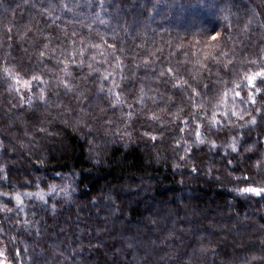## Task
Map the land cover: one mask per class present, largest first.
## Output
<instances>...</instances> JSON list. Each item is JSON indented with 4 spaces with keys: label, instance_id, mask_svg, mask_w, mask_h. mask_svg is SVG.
<instances>
[{
    "label": "trees",
    "instance_id": "trees-1",
    "mask_svg": "<svg viewBox=\"0 0 264 264\" xmlns=\"http://www.w3.org/2000/svg\"><path fill=\"white\" fill-rule=\"evenodd\" d=\"M50 2L0 0V62L9 52L8 59L18 60L23 55L22 48H29L32 53L30 41L40 37L39 29L54 36L59 34L49 27L54 17L42 14ZM78 3L75 17L57 9L55 15L60 19L55 23L63 27L74 18L88 23L98 14L106 23L97 20L93 25L95 30L108 33L106 39L111 42L115 29L128 49L129 58L133 52L143 56L146 50L163 48V52L157 53L158 64L169 59L173 63L183 60V52H177L174 47L181 40L183 51L199 54L212 28L225 31L222 19L225 14L230 15L234 26L227 30L232 40L224 51L233 49L239 61L255 58L254 54L264 47V33L258 23L253 24L250 32L235 27L237 22L242 25L254 11L260 14L256 16L259 21L264 15V0H104L103 8L99 0L91 3L78 0ZM146 3L156 6L149 15L144 13ZM73 26L81 34H87V29L80 25H69ZM7 28H12V39H8ZM28 29L31 34L21 40ZM142 40L147 41L146 49L136 48ZM195 40L201 44L195 45ZM168 41L173 47H169ZM172 52L177 55L170 57ZM209 67L216 72L211 62ZM203 75L206 82L216 79L206 71ZM61 93L60 99L74 111L65 112L63 107L40 108L35 117L29 114L27 103L23 108L9 111L17 100L0 95V139L8 148L7 153H0V163L11 168L9 182L16 184L31 179L33 186L21 190L34 191L37 177L47 176L51 180L56 172L73 171L77 181L73 184L75 192L70 189L69 196H46L49 209L60 201L56 203L55 214L43 210L44 205L34 208L38 202L25 197V213L18 219L31 221L33 227L25 230L10 223L2 225L13 235L17 231L21 233L19 239L11 242L0 234V243L7 246L10 255L14 249H21L15 261L20 264H33V260L35 264H243L247 245H241V240L253 225L264 224V211L254 205L258 198L245 203L249 196L235 191L248 185L225 182L223 169L227 167L231 172L232 166L227 165L222 149L209 153L205 145L202 152L197 150L198 158L185 163L178 159L184 155L183 148L173 151L175 144L167 133L159 142H149L148 146L138 136L126 143L119 137L105 136L99 121L93 122L91 116L85 119L96 134L89 135L87 127L76 125L75 117L83 115L78 102L71 94L65 96L62 90ZM82 106L93 116L99 111L89 108L87 101ZM108 116L120 123L118 112L109 111ZM38 128H47L49 134L37 131ZM153 143L155 147L151 146ZM93 146L95 151H90ZM209 162L215 165L211 175L207 174ZM193 164L199 165L198 173L190 171ZM85 174L91 175L82 180ZM232 175L239 177L246 173L236 171ZM9 182H4L0 190L8 191ZM40 186L47 191L45 182ZM3 219L0 215V221ZM129 221L133 223L129 225ZM25 244L29 246L27 252L22 251Z\"/></svg>",
    "mask_w": 264,
    "mask_h": 264
},
{
    "label": "snow or ice",
    "instance_id": "snow-or-ice-1",
    "mask_svg": "<svg viewBox=\"0 0 264 264\" xmlns=\"http://www.w3.org/2000/svg\"><path fill=\"white\" fill-rule=\"evenodd\" d=\"M99 5L103 8L104 0H99ZM79 7L78 0H52L43 8L42 14L54 17L49 27H54L59 34L54 36L51 32L45 33L44 29H39L40 37L30 41V45L34 49L32 53L29 52V48H22L23 55L18 60L8 59L11 56L10 52L5 54L3 62H0V92L17 100V104H12L9 111L16 107L23 108L25 103L28 105L29 114L33 117L36 116L40 108L63 107L65 112L74 111L60 99L62 90L63 95L71 94L73 99L78 102L79 112L83 115L76 116L75 122L76 125L83 124L87 127L89 135L96 134L95 129L89 127L88 121L85 119L91 116L93 122L99 121L105 136L119 137L126 143H131L134 137L138 136L148 146L149 142H159L163 139L165 133L170 136L174 134L167 127H155L160 122L154 114L151 118L144 115L147 111L145 105L152 102L153 93L156 96L160 95L161 87L165 89V99H167V94H171L172 107L177 105V101L181 104L184 103L185 93L190 100L196 96L210 95L216 102L224 105L235 100L241 104L240 112L238 113L233 105L232 109L225 112L224 115L236 116L241 123L244 120H247L248 123L244 128L238 130L239 140L235 138L237 133L233 134V142L228 145L229 151L224 152V157L232 156V159H225L226 163L231 165L239 153L244 152L246 160L251 161L254 165L257 175L264 171V139H261L264 138V47L254 54L255 58L239 61L235 59L233 49L224 51L228 42L232 40V34L227 30L234 26L229 14L222 16L225 21V31L222 33L217 31L216 27L212 28L207 39L203 41L199 54L183 51L184 43L181 40L174 47L177 52L182 51L185 58L177 59L174 63L169 59L166 63L158 64L160 57L157 53L163 52V48L146 50V54L143 56L133 52L129 58L128 49L115 29L111 33V42L106 39L108 33L95 30L93 25L97 20L100 24L106 23L99 19L98 14L88 23L75 18L63 27L55 23L60 19L58 15H55L57 9L71 13L75 17L74 9ZM155 8V4L146 3L144 13L149 15ZM257 15L260 14L254 11L242 25L237 22L235 27L241 32H250L253 24L258 23L260 30L264 33V15L259 21L256 20ZM69 25H80L87 29V34L83 35L74 26L70 28ZM124 30L127 31V28L125 27ZM6 32L9 34L8 39H12L10 35L12 28H7ZM30 34L31 29H28L20 39L24 40L25 36ZM138 35L143 36L145 33H138ZM262 42H264V36H262ZM200 44V40H195V45ZM146 45L147 41L142 40L135 47L146 49ZM168 45L173 47L171 41H168ZM177 52L169 53V56L174 57ZM209 62L216 66L215 73L209 67ZM141 70H143L142 75L140 74ZM205 71L209 76L215 75L216 79L206 82L203 75ZM229 91H231V96H229ZM84 101L88 102L89 108H98L99 111L93 116L82 106ZM245 104L247 105L246 109L243 107ZM156 106L163 107V101H157ZM109 111L113 114L119 113V124H116L108 116ZM245 112L247 115L244 114ZM209 115L211 114L209 113ZM64 122L67 123V121ZM182 123L187 127L182 129L178 126L175 133L183 130L186 140L193 142L194 147L187 148L184 142L180 141H176L174 144L175 150L183 148L184 155H180L178 159L187 163L190 158H198V149L200 152L203 151L207 142L209 126L203 122L192 124L191 117ZM210 123L219 125L221 123L220 114L218 113L215 120ZM114 124L116 127H113ZM154 127L155 132H153ZM229 127L231 128L232 125ZM141 129L144 130L141 131ZM37 131L49 134L47 128H38ZM212 131L215 132V129ZM223 134L227 135L226 129ZM252 137L255 139H251ZM151 146L155 147V144L153 143ZM207 147L209 151L213 148L216 151L221 150L215 141L208 143ZM7 151L8 148L4 140L0 139V153H7ZM90 151H95V147L90 148ZM214 170V163L209 162L207 174L211 175ZM190 171L198 173L199 165L193 164ZM236 171L244 173L245 169L233 167L229 175L231 176L232 172ZM55 174L59 175V173ZM10 180L11 168L6 163H0V188L3 187L4 182ZM33 183L31 179L17 181L16 184L9 182L7 184L8 191L0 190V215L4 218L0 221V234L6 235L10 242L19 239L21 233L17 231L15 235L11 234L10 229L6 230L2 226L4 223H10L18 229L22 226L25 230L34 226L27 219L23 221L18 219L22 213H25V197L29 201L38 202L33 206L34 208L44 205L43 210L45 211H51L53 214L57 211L56 203H60V201L53 203L49 209L47 207L49 200L45 198L46 196L51 198L58 186L48 184L47 191H45L44 188L38 189L37 183H35L36 190H21L33 186ZM234 183L248 185L243 188H235L236 192L248 195L249 199L258 197L260 200H264V187L258 186L251 176L234 177ZM70 188L71 186L68 185L60 190L67 196ZM4 198H7L6 201ZM39 231L37 228L36 233L39 234ZM29 235H31L30 232ZM28 247L25 244L22 251L27 252ZM20 253L21 249H14L13 254L9 256L7 247H0V264H14ZM41 255H43V251ZM33 264H35L34 260Z\"/></svg>",
    "mask_w": 264,
    "mask_h": 264
},
{
    "label": "clouds",
    "instance_id": "clouds-1",
    "mask_svg": "<svg viewBox=\"0 0 264 264\" xmlns=\"http://www.w3.org/2000/svg\"><path fill=\"white\" fill-rule=\"evenodd\" d=\"M0 95H3V93L0 92ZM29 95L31 96V94ZM229 96H231V91H229ZM171 99L172 97L170 93L167 94V99H165V93L161 90L159 96H156L155 93H153L152 102L145 105L147 111L144 113V115L151 118L152 114H154L155 117L158 118L160 124L167 125V129L174 133L172 136L174 143L176 141L184 142L185 147L187 148H191L193 146V142L186 140L185 133L183 130H181L179 133H175V129L178 126H180L182 129L187 127L182 122L188 120L189 117H191L192 124H198L200 122H203L205 125L209 126V133L207 136L206 146L208 143L215 141L216 144H218L224 152L229 151L228 145L233 142V134L237 133L235 138L239 140L240 137L238 135V130L244 128L245 125H247L248 123L247 120H244L243 123H241L236 116L224 115L225 112H228L232 109L233 105H235L237 112H240L241 104L235 100H232L229 104L224 105L222 103L216 102L210 95H205L203 97L196 96L190 100L187 96V93H185L184 103L181 104L179 101H177V105L175 107H172L170 103ZM157 101H163V107H157ZM243 107L246 109L247 105L245 104L243 105ZM209 113L211 115H209ZM218 113L220 114L221 123L219 125H216L215 123H210L215 120V117ZM244 114L247 115L246 112ZM229 125H232V127L230 128ZM212 129H215V132H213ZM225 129L227 130V135L223 134V131ZM155 130L156 129L154 127L153 132H155ZM251 139H255V137H252ZM173 151H175V148H173ZM208 152L216 153V150L215 148H213L211 151H209L208 149ZM228 157H231L232 159V156ZM228 157H224V159H228ZM229 166H232V168H244V173H246L245 176H251L252 180L256 181L258 186L264 187V171H261L259 175H257L252 162L246 160V153H239L237 158L234 159L233 163ZM56 173H59V175L54 174L51 180H49L47 176L37 177V188H41L40 185L43 181L46 183V186L48 184H56L58 186L57 191L55 193H52L53 197H66V194L60 189L68 185L71 186V191L75 192V188H73V184L77 183L75 179V171L71 173ZM89 175L91 174H85V176L81 179H86ZM222 177L225 182H234V176L229 175L227 167L223 169ZM57 180L59 182H56ZM70 194L71 193L69 192L67 196H69ZM228 195H231V193H229ZM252 202L253 198L249 199L245 203ZM161 203L164 202L162 201ZM254 205L259 208V210L264 211V200H260L259 198L255 199ZM128 223L129 225H131L133 221H129ZM244 244H246L247 247L244 249L246 255L243 257V264H264V224L253 225L250 231L245 233L244 238L241 240V245Z\"/></svg>",
    "mask_w": 264,
    "mask_h": 264
},
{
    "label": "rangeland",
    "instance_id": "rangeland-1",
    "mask_svg": "<svg viewBox=\"0 0 264 264\" xmlns=\"http://www.w3.org/2000/svg\"><path fill=\"white\" fill-rule=\"evenodd\" d=\"M6 245L4 243H0V247H5ZM7 247V246H6ZM8 249V248H7ZM8 254H9V251H8ZM9 256H11L9 254ZM14 264H20L18 261H14Z\"/></svg>",
    "mask_w": 264,
    "mask_h": 264
}]
</instances>
